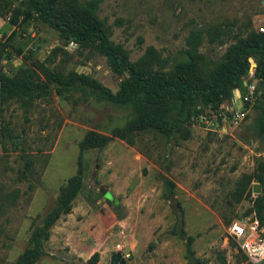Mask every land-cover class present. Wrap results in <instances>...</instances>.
<instances>
[{"label":"rangeland","instance_id":"1","mask_svg":"<svg viewBox=\"0 0 264 264\" xmlns=\"http://www.w3.org/2000/svg\"><path fill=\"white\" fill-rule=\"evenodd\" d=\"M96 15L131 62L153 48L167 73L198 33L194 74L209 80L229 65L226 54L238 38L258 32L264 0H99ZM36 64L64 79L80 69L112 93L127 77L111 71L95 44L70 48L36 17L30 0H0V72L11 77ZM37 76L45 78L38 70ZM73 83L60 92L53 85L29 104L0 98V264H15L29 248L32 229L42 226L78 169L81 187L71 210L50 229L35 264H111L115 255L116 264H187L188 250L199 264H245L228 227L257 218L253 200L263 190L256 196L252 189L264 173V140L256 129L264 100L247 107L237 123L220 117L227 101L217 113L196 101L171 138L148 129L83 149L87 133L109 137L141 113L175 120L182 101L140 100L123 109L85 82Z\"/></svg>","mask_w":264,"mask_h":264},{"label":"trees","instance_id":"2","mask_svg":"<svg viewBox=\"0 0 264 264\" xmlns=\"http://www.w3.org/2000/svg\"><path fill=\"white\" fill-rule=\"evenodd\" d=\"M30 2L36 17L55 30L64 43L73 42L78 47L95 44L98 53L105 58L111 71L116 74H126L127 77L118 90L112 93L97 83L89 81L84 75L72 72L67 79H64L48 73L44 65L36 64L34 68L20 71L11 77L0 72L1 99L29 104L36 99L46 97L53 85L60 92L73 86L74 80H79L89 85L99 97L111 100L123 109L132 108L140 100L160 103L167 98H177L182 101V107L175 116V120L163 119L151 113H141L135 121L114 130L109 137L97 136L92 132L87 133L80 144L83 149L103 147L113 137L126 139L133 133L148 129L171 138L187 122L190 110L196 101L206 105L211 113H217L223 101L230 102L234 89L244 92L243 82L248 70L249 57H256L257 99L264 100V33L250 30L244 38H238L226 54L229 65L217 68L209 80H201L194 74L197 58L199 59L195 53L196 47L201 40L198 33L191 35L188 41L189 51L183 54L180 65L172 73H167L162 69L165 66V60L153 48H148L137 62H131L128 53L120 45L111 41L109 28L96 15L99 0L66 1L65 6L60 3V0H30ZM12 22H15V19ZM214 40L213 33L209 41L213 43ZM37 70L45 74L43 80L37 76ZM220 109L224 110L223 106ZM256 127L264 140V116L257 120ZM24 165L22 175L25 177L30 169L28 158H25ZM263 174L255 176L263 194L253 200L252 206V211L255 212L261 225H264ZM80 187L81 176L78 169L77 174L61 187L57 206L47 213L42 226L32 229L28 240L29 248L17 257L15 264H35L39 260L43 255L42 244L48 239L50 229L62 215L69 213ZM249 194L248 191L247 195ZM97 257L98 254L95 253L92 259L95 260ZM243 257L246 262V257L244 255ZM187 264H199L190 250H188Z\"/></svg>","mask_w":264,"mask_h":264},{"label":"built area","instance_id":"3","mask_svg":"<svg viewBox=\"0 0 264 264\" xmlns=\"http://www.w3.org/2000/svg\"><path fill=\"white\" fill-rule=\"evenodd\" d=\"M257 30L259 33H264V18L260 20ZM76 45L73 42L69 43L70 48H74ZM255 70L256 64L249 58L246 77L250 79L255 77ZM243 87V93L238 89L233 90L230 102L220 114L222 121L229 120L232 123L241 121L247 113L246 106L249 107L255 103L257 99L255 83L244 80ZM237 97L240 98V104L237 102ZM240 107L241 109H238ZM198 120L207 123L203 116H198ZM228 235L238 244L240 251L246 257L245 264L264 263V229L260 228L255 216H252L251 220L239 219L231 222L228 227Z\"/></svg>","mask_w":264,"mask_h":264},{"label":"water","instance_id":"4","mask_svg":"<svg viewBox=\"0 0 264 264\" xmlns=\"http://www.w3.org/2000/svg\"><path fill=\"white\" fill-rule=\"evenodd\" d=\"M75 72H76L78 75H84V76H87V74H88L87 72H85V71H81L80 69H76ZM237 102L240 104V98H239V97H237ZM238 109H241V107L238 108ZM252 192H253V194L256 195V196L259 195V194L261 193V186H259L258 184H255V185L253 186ZM238 220H239V219H238ZM118 259H119V256H118V255L113 256L112 259H111V264H116L117 261H118Z\"/></svg>","mask_w":264,"mask_h":264},{"label":"crops","instance_id":"5","mask_svg":"<svg viewBox=\"0 0 264 264\" xmlns=\"http://www.w3.org/2000/svg\"><path fill=\"white\" fill-rule=\"evenodd\" d=\"M226 105H228V104H226Z\"/></svg>","mask_w":264,"mask_h":264}]
</instances>
